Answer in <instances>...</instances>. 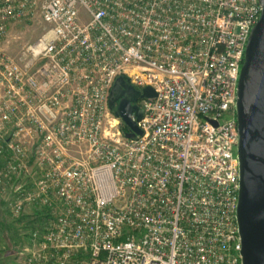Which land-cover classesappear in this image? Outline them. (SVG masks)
I'll return each mask as SVG.
<instances>
[{"label": "built area", "instance_id": "2783aa9c", "mask_svg": "<svg viewBox=\"0 0 264 264\" xmlns=\"http://www.w3.org/2000/svg\"><path fill=\"white\" fill-rule=\"evenodd\" d=\"M260 13L258 0H0L12 264H242L235 108ZM23 22L42 32L10 52ZM120 75L155 93L136 101L138 136L108 105Z\"/></svg>", "mask_w": 264, "mask_h": 264}, {"label": "water", "instance_id": "95a60500", "mask_svg": "<svg viewBox=\"0 0 264 264\" xmlns=\"http://www.w3.org/2000/svg\"><path fill=\"white\" fill-rule=\"evenodd\" d=\"M258 2L261 13L245 46L235 108L239 162L236 218L242 264H264V0ZM154 95L150 86L137 90L125 77L115 79L108 105L126 126V137L141 135L136 125L142 116L137 99Z\"/></svg>", "mask_w": 264, "mask_h": 264}, {"label": "rangeland", "instance_id": "374dc122", "mask_svg": "<svg viewBox=\"0 0 264 264\" xmlns=\"http://www.w3.org/2000/svg\"><path fill=\"white\" fill-rule=\"evenodd\" d=\"M12 32L17 36L19 35V38L15 40L13 43L9 44L8 50L10 52H15L18 47H20L23 44L29 43L32 40L36 39L42 32V26L37 23H18L12 28ZM227 116V115H225ZM234 154H236V148L234 149ZM0 219H3L5 223L12 225L13 231L18 232V228L13 223L7 218V215H5L2 211L0 212ZM17 229V230H16ZM6 237V236H5ZM6 238H1L0 239V264H12L13 262V257L11 256L10 251H5V242ZM3 247V248H2Z\"/></svg>", "mask_w": 264, "mask_h": 264}, {"label": "trees", "instance_id": "16d2710c", "mask_svg": "<svg viewBox=\"0 0 264 264\" xmlns=\"http://www.w3.org/2000/svg\"><path fill=\"white\" fill-rule=\"evenodd\" d=\"M126 129H127L126 126H123V130H126ZM1 211L3 212V210L0 208V212ZM12 230H13L12 225L5 223L3 219H0V235H1V238L4 237L7 239L5 242V247H4L5 251H10L11 249L16 248L17 245H19V243H20V238L18 236V232L17 231L11 232Z\"/></svg>", "mask_w": 264, "mask_h": 264}]
</instances>
